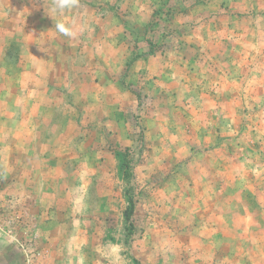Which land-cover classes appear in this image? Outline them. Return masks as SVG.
Listing matches in <instances>:
<instances>
[{
	"label": "rangeland",
	"instance_id": "1",
	"mask_svg": "<svg viewBox=\"0 0 264 264\" xmlns=\"http://www.w3.org/2000/svg\"><path fill=\"white\" fill-rule=\"evenodd\" d=\"M53 7L0 0V264H264V0Z\"/></svg>",
	"mask_w": 264,
	"mask_h": 264
},
{
	"label": "clouds",
	"instance_id": "2",
	"mask_svg": "<svg viewBox=\"0 0 264 264\" xmlns=\"http://www.w3.org/2000/svg\"><path fill=\"white\" fill-rule=\"evenodd\" d=\"M78 0H54V7L53 10L58 15H63L67 11L71 10L72 8L76 7ZM54 28L57 33L60 35L73 38L76 36V31L71 23L67 20L61 19L54 24ZM118 246H112V254L115 255L116 259H119L118 254H116V249Z\"/></svg>",
	"mask_w": 264,
	"mask_h": 264
}]
</instances>
